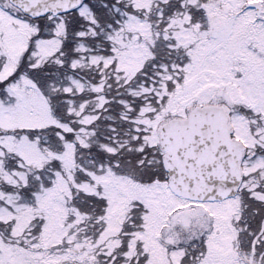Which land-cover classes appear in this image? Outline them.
Listing matches in <instances>:
<instances>
[{
	"label": "snow or ice",
	"instance_id": "obj_1",
	"mask_svg": "<svg viewBox=\"0 0 264 264\" xmlns=\"http://www.w3.org/2000/svg\"><path fill=\"white\" fill-rule=\"evenodd\" d=\"M0 264H264V0H0Z\"/></svg>",
	"mask_w": 264,
	"mask_h": 264
}]
</instances>
